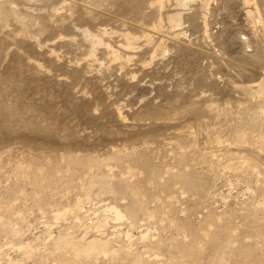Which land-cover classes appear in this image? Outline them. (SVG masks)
Wrapping results in <instances>:
<instances>
[{
	"label": "rangeland",
	"instance_id": "rangeland-1",
	"mask_svg": "<svg viewBox=\"0 0 264 264\" xmlns=\"http://www.w3.org/2000/svg\"><path fill=\"white\" fill-rule=\"evenodd\" d=\"M263 88L264 0H0V264H264Z\"/></svg>",
	"mask_w": 264,
	"mask_h": 264
},
{
	"label": "bare ground",
	"instance_id": "bare-ground-1",
	"mask_svg": "<svg viewBox=\"0 0 264 264\" xmlns=\"http://www.w3.org/2000/svg\"><path fill=\"white\" fill-rule=\"evenodd\" d=\"M161 0H159V2H160ZM178 1V3L180 4V5H182L183 4V1H184V5H185V2H186V0H177ZM181 1H182V3H181ZM248 2V1H247ZM162 3V2H161ZM160 3V4H161ZM253 3H254V1H253ZM254 5H255V7H256V9H257V5H256V3H254ZM206 6V5H205ZM13 15V14H12ZM168 20H169V22H170V25H171V27H177V26H179V24H180V14H174V15H170L169 17H168ZM206 26V25H205ZM157 26L155 25L153 28H156ZM177 29V28H176ZM176 29H174V30H176ZM103 32H105V29L103 30ZM86 34V33H85ZM87 34H89V33H87ZM147 35V34H146ZM93 36H95V35H93ZM92 36V37H93ZM125 37L126 38H130L129 36H128V34H126L125 35ZM150 37H148V39H149ZM93 39V38H92ZM101 41V38H98L97 36L96 37H94V39H93V41L92 42H94L95 44H98V42H100ZM102 42V41H101ZM94 45V44H93ZM129 45V44H128ZM112 52H114V50H112ZM264 89V88H263ZM262 89V90H263ZM240 137H241V135H240ZM38 176V175H37ZM35 177V176H34ZM34 182H35V186H36V188L38 187H41V186H43V185H41V182H39V179H36V180H34ZM44 187V186H43ZM41 189V188H40ZM77 208V207H76ZM106 208H107V206H106ZM74 209V208H73ZM108 210L109 211H113L115 214H116V216L117 217H121V213H120V211L119 210H117L116 209V207H114V206H111V207H109L108 208ZM75 211V210H74ZM61 239V238H60ZM65 239V238H64ZM58 240V239H57ZM57 240H55V241H57ZM56 243H58V245H59V243H60V241H57ZM66 243H70L69 241H66ZM61 245V244H60ZM91 245H92V243H91ZM93 246V245H92ZM91 246V247H92ZM29 247V246H28ZM27 247V248H28ZM26 247H25V249H26V253H28L29 251H28V249H27ZM84 251V250H83ZM87 251V250H86ZM85 251V252H86ZM250 252V251H249ZM247 254V253H246ZM251 254V253H250ZM136 257V256H135ZM249 258V257H248ZM251 259V258H250ZM215 261V260H214ZM213 262V261H212ZM212 262H211V264H212ZM218 262V261H217ZM7 264H19L17 261H12V260H10ZM219 264V263H218Z\"/></svg>",
	"mask_w": 264,
	"mask_h": 264
}]
</instances>
